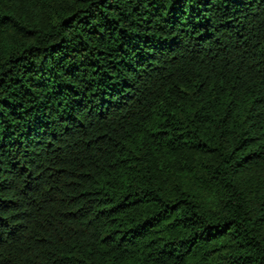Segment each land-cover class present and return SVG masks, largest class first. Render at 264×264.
<instances>
[{
    "label": "trees",
    "instance_id": "16d2710c",
    "mask_svg": "<svg viewBox=\"0 0 264 264\" xmlns=\"http://www.w3.org/2000/svg\"><path fill=\"white\" fill-rule=\"evenodd\" d=\"M0 264H264V0H0Z\"/></svg>",
    "mask_w": 264,
    "mask_h": 264
}]
</instances>
